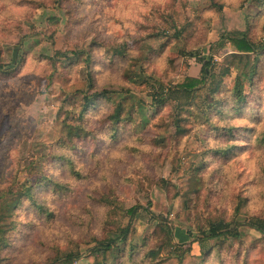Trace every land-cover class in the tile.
<instances>
[{
	"label": "rangeland",
	"instance_id": "obj_1",
	"mask_svg": "<svg viewBox=\"0 0 264 264\" xmlns=\"http://www.w3.org/2000/svg\"><path fill=\"white\" fill-rule=\"evenodd\" d=\"M216 2L223 6L221 14L210 0H0L2 62L13 66L19 60L11 76L0 75V171L11 175L36 165L70 188L66 196L38 193L54 214L51 219L27 203L17 211L18 227L0 253V264H42L57 252L86 254L91 237L115 236L111 224L106 233L109 208L103 203L112 193L126 209L144 208L130 236L138 249L133 259L141 264H148V238L159 232L152 214L168 219L175 232L197 233L202 218H233L241 196L247 199L243 220L264 215V70L244 111L213 115L211 124L183 113L191 120L190 131L178 139L177 108L149 106L145 77L170 85L199 78L201 64L191 54L208 58L224 32L249 29L256 41L264 36V0ZM106 46L126 47L127 57L109 55ZM74 51L92 52L94 88L80 59L69 54L55 62L58 52ZM231 52L230 46L215 51V60L223 64ZM141 71L143 78L134 77ZM237 75L233 70L224 79L222 110L233 107L227 101ZM104 89L117 91L116 101L125 98L126 108L136 107L133 121L122 122L113 133L107 120L112 107L102 101L89 115L93 136L75 149L59 147L63 122L79 119L83 97ZM223 127L237 131L230 136ZM160 139L165 143L158 144ZM218 148H234L233 156L217 155ZM62 156L74 160L82 179L73 176ZM25 170L22 182L29 176ZM198 170L204 183L190 196ZM229 252H239L243 264H264V239L245 228L241 244L230 243L205 262L221 264L218 258ZM193 254L203 260L197 244Z\"/></svg>",
	"mask_w": 264,
	"mask_h": 264
},
{
	"label": "trees",
	"instance_id": "obj_2",
	"mask_svg": "<svg viewBox=\"0 0 264 264\" xmlns=\"http://www.w3.org/2000/svg\"><path fill=\"white\" fill-rule=\"evenodd\" d=\"M61 1L64 0H59V2ZM210 1L211 8L216 9L221 14L223 6L218 4L216 0ZM227 46H230L232 52L225 57L223 64H219L215 60V51L220 52ZM106 47L109 55L127 57L126 47ZM210 51L208 58L199 57L198 54H191V57L196 58L201 64V76L199 78L187 76L171 85L156 81L152 77H145L144 79L151 88L148 95L150 99L149 106L155 108L163 106H171L172 108L173 106L177 108L174 114V137L177 139L178 137H184L186 134L188 135L190 131L188 126L191 120L182 116L183 113H188L196 121H202V124H211L213 115L230 116L244 111L245 107L248 106L247 104H249L250 92L255 87V79L264 70V36L259 41H256L249 29L244 32H224L220 35L215 49L211 47ZM69 54L80 59V62L83 63L88 77V85L90 88H94V70L92 68L94 56L92 52H58L54 60L58 63L63 59H67ZM2 56L3 51L0 47V75L11 76L18 67L17 63L19 60L13 66L7 65L2 62ZM233 70L238 75L234 87L230 89V97L229 101H227L232 102L233 107L222 110L223 101H221L220 95L225 88L224 79L229 77ZM142 72L139 75H134V77L143 78ZM128 76L130 78L133 77V72L128 73ZM115 94H118V92L104 89L91 96H84L83 102L80 104L79 119L63 122L62 136L57 140V145L68 150L75 149L77 148L76 143L80 140L93 136L94 132L88 128L89 115L91 111L97 109L102 101H106L112 107V112L107 120L111 130L114 129L113 133H116L118 129L115 128L122 122L133 121L131 113L136 107L126 108L124 104L125 98L118 102L114 96ZM137 108L145 110L146 105H139ZM221 131L231 136L237 131V128L223 127ZM246 131H252V129H246ZM114 136L117 139V135L114 134ZM157 143L162 145L165 143V139H160ZM214 152L227 159V157L233 156L234 148L226 150L218 148ZM61 159H65L74 177L82 179L80 172L75 170L74 160L65 156H62ZM24 170L29 173V176L22 182L21 173ZM196 174L192 189L189 192L190 196L200 193L201 185L203 186L204 183L199 175L200 170ZM61 183L45 173V171L38 170L36 165L26 166L18 172L13 171L11 175L0 171V253L10 246L9 235L18 227L16 220L17 211L25 203L39 215L49 219L54 217V214L44 206L38 197V193L45 190L57 196H66L70 191L69 185ZM161 183L164 189H167V183L164 180ZM190 200L191 197L188 203ZM103 203L109 208L105 221L106 233L112 232L109 227L113 225L116 228L115 236L91 237L86 242L89 244L86 254L81 251H71L64 254L57 252L54 257L49 258L42 264H141L133 259V255L138 254V249L136 245L130 242V236L134 230V222L140 214V210H144V208L137 205L126 209L113 193L103 198ZM246 203L247 199L241 196L237 197L233 210L234 216L231 219L220 215H210L205 220L202 218L198 224L199 230L197 233L191 231L185 233L181 231L175 232L168 219L161 215L152 214V219L156 222L159 232L148 238L151 246H147L144 260L148 264H206L205 261L208 258L214 255L219 256L221 248L226 247V249H229L230 243L241 244L243 229L245 228L256 231L264 239V215H253L247 217V220H243ZM188 208L190 209L189 206ZM175 235L179 237L181 243L176 242ZM187 242L190 246L186 248L185 243ZM194 244H197L202 251L203 260L200 262L193 254ZM239 256V252H229L228 257L220 255L218 261L221 264H243L238 259ZM247 261L248 258L245 256L244 262Z\"/></svg>",
	"mask_w": 264,
	"mask_h": 264
}]
</instances>
